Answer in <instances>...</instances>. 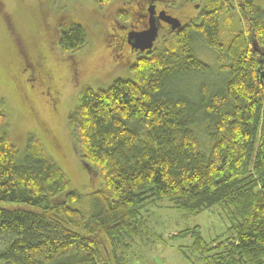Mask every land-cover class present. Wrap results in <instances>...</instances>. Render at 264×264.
Returning a JSON list of instances; mask_svg holds the SVG:
<instances>
[{
  "label": "trees",
  "instance_id": "1",
  "mask_svg": "<svg viewBox=\"0 0 264 264\" xmlns=\"http://www.w3.org/2000/svg\"><path fill=\"white\" fill-rule=\"evenodd\" d=\"M91 1L104 8L116 0ZM199 1L202 11L180 34L131 65L119 61L132 78L81 86L67 123L88 172L90 215L75 207L84 195L70 189L39 137H29L22 155L9 133L0 134V234L12 236L0 264H124L118 244L146 227L143 208L163 200L192 214L231 212L227 239L191 229V253L204 264H264V8L256 0H191ZM114 19L123 24L132 15L125 7ZM87 40L81 24L61 31L66 61ZM199 41L218 55L217 80L197 54ZM5 117L0 102V125Z\"/></svg>",
  "mask_w": 264,
  "mask_h": 264
},
{
  "label": "rangeland",
  "instance_id": "2",
  "mask_svg": "<svg viewBox=\"0 0 264 264\" xmlns=\"http://www.w3.org/2000/svg\"><path fill=\"white\" fill-rule=\"evenodd\" d=\"M256 3L264 8V0H256ZM188 6L191 3L187 2L179 11L176 9L177 16L183 18L191 9ZM125 7L132 12L135 10L132 2L121 0L104 8L91 0H0V102L6 112L0 134L9 133L22 155L29 137H39L47 153L66 173L70 189L84 195L83 201L75 207L83 209L87 215L92 209L91 198L87 196L88 172L73 150L67 116L83 84L107 88L118 78L133 77L129 64L135 61L134 57L127 60L128 66L119 67V61H124L120 54L125 49L117 52L114 41L112 44L108 36L115 32L116 11ZM242 21L240 13L234 12L237 28ZM75 23L85 27L88 40L68 62L64 61L67 54L61 48L59 34ZM221 25L224 36L230 38L232 34L224 18ZM158 44L163 45L162 39ZM196 51L212 65L214 74L211 76L217 80L221 66L217 53L201 41L197 42ZM32 55L39 60L43 57L46 67L56 75L63 94L57 110L48 100L46 87L39 83L35 71L31 73L25 69L26 59ZM114 60L118 62L117 67ZM113 66L112 75L106 76ZM75 70L78 83L72 79ZM184 88L187 89V85ZM66 104L70 107L67 113L64 111ZM141 216L146 227H142L137 236L118 244V255L124 264H204L191 253L190 247L195 240L191 229L199 226L208 240L227 239L234 233L231 212L219 206L192 214L163 200L143 208ZM188 229L190 233L180 236ZM11 240L12 236L0 234V249Z\"/></svg>",
  "mask_w": 264,
  "mask_h": 264
},
{
  "label": "flooded vegetation",
  "instance_id": "3",
  "mask_svg": "<svg viewBox=\"0 0 264 264\" xmlns=\"http://www.w3.org/2000/svg\"><path fill=\"white\" fill-rule=\"evenodd\" d=\"M168 0H137V3L134 5V11H130L132 15V20L125 22L123 24H118L115 22L114 24V30L115 32L112 33V39L111 43L113 44L114 41V49L119 52V50H124L123 54H120L123 59H129L131 56L134 57V59H137L139 57H147L151 50L146 49L145 51L141 50L140 48L134 47L130 40H129V34L132 31H141L146 29L150 24V7L154 6L156 10V14H160L161 11H164L165 15L169 17L168 15L172 17H179L175 13V10L178 9V11L181 9L182 6H186L187 2L191 3L190 7L191 9L188 10L183 18H180L181 20V27L180 28H173L172 24L161 20L159 27H160V36L155 42L156 49L159 48V41L162 39V44L165 39H168L170 36H175L180 34L188 25L192 23L194 19L197 18L199 13L202 11V4L201 1L199 2H191V0H185L177 7H172L167 2ZM203 3V2H202ZM128 9V8H127ZM115 41L116 42L115 44ZM65 57V56H64ZM30 58V59H29ZM67 58H64L66 61ZM31 60V61H30ZM29 61V62H27ZM134 62V61H133ZM78 64L77 62V68L78 70ZM47 65L43 62V57L41 60H39L35 56H29L26 59L25 63V69L30 71L31 73L35 71L38 75V80H40L46 87L45 93L48 95V100L50 101L51 105L54 109L57 108L58 104L62 102V91L59 89V84L56 80V75L54 71H50L47 67ZM72 67V66H71ZM76 70L73 71L72 79L75 80L78 83V78L76 75ZM52 108V109H53Z\"/></svg>",
  "mask_w": 264,
  "mask_h": 264
},
{
  "label": "water",
  "instance_id": "4",
  "mask_svg": "<svg viewBox=\"0 0 264 264\" xmlns=\"http://www.w3.org/2000/svg\"><path fill=\"white\" fill-rule=\"evenodd\" d=\"M150 24L149 26L141 31H132L129 34V40L131 44L136 47L140 48L141 50L145 51L146 49L150 50L154 47L156 40L160 36V21L165 20L169 23L172 24V27L175 28H180L181 27V20L179 17H172L168 15L167 17L164 13V11H161L160 14H156V10L154 6L150 7ZM254 49L259 50L258 47L256 46L257 44L254 43ZM262 54V59L261 62L264 63V52ZM263 77H264V71H263Z\"/></svg>",
  "mask_w": 264,
  "mask_h": 264
}]
</instances>
